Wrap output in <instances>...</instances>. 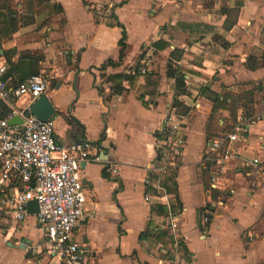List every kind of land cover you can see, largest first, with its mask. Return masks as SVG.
Returning a JSON list of instances; mask_svg holds the SVG:
<instances>
[{"label":"crops","instance_id":"crops-1","mask_svg":"<svg viewBox=\"0 0 264 264\" xmlns=\"http://www.w3.org/2000/svg\"><path fill=\"white\" fill-rule=\"evenodd\" d=\"M0 56L14 86L47 77L56 140L88 141L100 158L79 164L93 217L74 238L91 264H264V0H0ZM225 95L241 98L235 116L215 114L216 133L239 128L235 156L206 165L213 100ZM171 110L185 140L176 161L159 131ZM165 229L187 256H167ZM49 257L36 214L0 216V264Z\"/></svg>","mask_w":264,"mask_h":264},{"label":"built area","instance_id":"built-area-1","mask_svg":"<svg viewBox=\"0 0 264 264\" xmlns=\"http://www.w3.org/2000/svg\"><path fill=\"white\" fill-rule=\"evenodd\" d=\"M9 69V62L0 56V103L9 109V113L0 119V216L21 223L29 215L28 203L35 200L37 224L50 255L46 264H91L74 238L75 232L93 217L84 210L86 196L79 164L81 161H100V158L90 153L88 141L60 144L55 137L54 120H40L30 113L29 105L18 106L25 98L32 103L46 94L49 89L46 76L34 73L14 86L10 83ZM141 72L145 73L146 69ZM14 117L22 121L11 126L9 121ZM181 125L182 119L171 110L164 115L159 130L166 152L175 161L185 147ZM238 139V127L230 134L211 139L205 156L206 165L213 162L222 166L233 159L235 154L229 143ZM252 162L256 164L259 160L255 158ZM144 200L147 203L154 201L148 194ZM174 220L169 223L172 230Z\"/></svg>","mask_w":264,"mask_h":264},{"label":"trees","instance_id":"trees-1","mask_svg":"<svg viewBox=\"0 0 264 264\" xmlns=\"http://www.w3.org/2000/svg\"><path fill=\"white\" fill-rule=\"evenodd\" d=\"M112 19L114 18V16L111 17ZM11 20V19H10ZM118 24V23H117ZM122 29V38L119 42V44L121 45V47L124 48L125 44H124V41H125V38H126V33H125V30L123 28V26H121L120 24H118ZM167 74L171 77H174L175 78V84H176V93L179 95V94H183L185 93V89H184V79H183V76L181 74H178L176 72V70H174L172 68L171 65H169L168 67V72ZM227 96H223V99H220V96H217L214 100H213V109H212V115H211V119H210V124H209V130H208V133L207 135L210 137V136H218L219 134L216 133V129H217V119L215 118V114L218 113V111H220V109H223V108H228L231 115L232 116H235L234 114L236 113L235 112V109L236 107H238V103L239 101H241L240 99L241 98H237V100L235 98H230V102H229V105L227 104ZM175 104H178V102H176L175 100ZM211 126H212V129H211ZM222 135V134H220ZM219 135V136H220ZM224 135V134H223ZM152 214L154 213H162V207L161 206H155L152 208ZM201 213V212H200ZM150 235H149V232H145V233H142L141 236H140V239H145V238H148ZM169 241V243H166L164 241ZM158 241L161 242V244L166 247L167 251V256H170L171 254H178L180 256H187L188 255V250L186 249V247L184 246V244L182 243H179L177 248H175L172 244L173 242V239H172V236H171V233H169L166 229L161 232L160 236L158 237Z\"/></svg>","mask_w":264,"mask_h":264},{"label":"water","instance_id":"water-1","mask_svg":"<svg viewBox=\"0 0 264 264\" xmlns=\"http://www.w3.org/2000/svg\"><path fill=\"white\" fill-rule=\"evenodd\" d=\"M76 83V76L74 78V89ZM30 113L35 115L40 120H47L52 119L54 117V108L53 105L50 103L49 99L45 94H42L39 98H37L31 104L29 108ZM21 119L18 117H14L9 121V125H16L21 123ZM28 213L29 214H36L38 212V205L35 200H32L28 203Z\"/></svg>","mask_w":264,"mask_h":264},{"label":"rangeland","instance_id":"rangeland-1","mask_svg":"<svg viewBox=\"0 0 264 264\" xmlns=\"http://www.w3.org/2000/svg\"><path fill=\"white\" fill-rule=\"evenodd\" d=\"M222 132H223L222 130H221V131H218L217 134H218V133L221 134Z\"/></svg>","mask_w":264,"mask_h":264}]
</instances>
